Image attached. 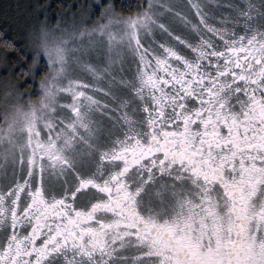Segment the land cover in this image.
I'll list each match as a JSON object with an SVG mask.
<instances>
[{
    "label": "snow or ice",
    "instance_id": "snow-or-ice-1",
    "mask_svg": "<svg viewBox=\"0 0 264 264\" xmlns=\"http://www.w3.org/2000/svg\"><path fill=\"white\" fill-rule=\"evenodd\" d=\"M217 6L219 27L199 3L192 23L105 0L86 31L41 29L38 99L0 110V264H264V0Z\"/></svg>",
    "mask_w": 264,
    "mask_h": 264
},
{
    "label": "rangeland",
    "instance_id": "rangeland-1",
    "mask_svg": "<svg viewBox=\"0 0 264 264\" xmlns=\"http://www.w3.org/2000/svg\"><path fill=\"white\" fill-rule=\"evenodd\" d=\"M34 10L32 11V25L35 27V48L36 41L39 36L41 29H46L47 31L60 35L67 31L71 34L73 31L79 33L80 31H86L91 28L96 22L101 18L100 8L104 6L105 0H62L61 2L66 3L64 8H60L58 11L50 14L48 12L47 5L45 7L40 5L42 0H34ZM53 0H47L46 3H50ZM110 2L113 4L112 0ZM156 4L164 5L167 4L170 8L175 9L176 12H181L186 15L192 23L197 22V17L195 16V10L191 8L192 3H199L202 5V11L208 14L209 23H214L217 27L220 26L219 22L215 17H219L221 20L224 18V14L228 13L230 16H234V10L228 9L226 7H218L217 5H225L228 3L239 5L244 7L245 0H155ZM254 3H259V0H253ZM164 11L163 8L159 9ZM117 12H119L116 9ZM133 15V14H132ZM173 14L171 12H164L163 20L170 23V28L175 35H180L182 39H187L189 42L195 41V33L191 31L190 26L182 25L172 19ZM207 38V37H206ZM93 40L97 43L94 46L95 50H90L88 56L85 60L86 63H91L93 65L102 66L105 63V44L100 41V38L93 36ZM156 39L160 40L159 34L156 35ZM160 42H164L160 40ZM76 45H88L89 38L85 36L82 40L74 39L72 41ZM71 46V44H70ZM178 50L184 54L189 55L187 49L182 46ZM187 52V53H185ZM123 58L125 61V70L128 73V78H130L131 69L134 65L131 63V57L127 52L123 53ZM42 62H38L36 67L43 65V70L41 71V80L35 83L37 87L35 90L27 88H19L18 85H11L7 88L6 94L4 96L3 108L6 104L14 102L19 96L23 100L31 99L34 102L38 99L39 93L41 91L40 84L41 81L49 74L46 69V58H41ZM69 72L73 79H80L84 81L85 84H92L98 82L101 87L105 86L103 81H94L90 73L83 69L80 65L71 63L69 66ZM36 82V81H35ZM98 99H102L99 93H96ZM62 102H70L65 98Z\"/></svg>",
    "mask_w": 264,
    "mask_h": 264
},
{
    "label": "trees",
    "instance_id": "trees-1",
    "mask_svg": "<svg viewBox=\"0 0 264 264\" xmlns=\"http://www.w3.org/2000/svg\"><path fill=\"white\" fill-rule=\"evenodd\" d=\"M40 5H47L50 14L64 8L62 0H53ZM116 9L124 15H132L140 10L139 5L144 0H112ZM34 0H0V110L3 109L4 96L7 88L18 85L19 88L35 90L43 65L36 67L32 57L35 50V27L32 25L31 11L34 10ZM7 39L14 45L6 49L3 41ZM7 53V55H5ZM42 62V59L39 60ZM29 69H34L30 72ZM36 81V82H35ZM39 85V83H38Z\"/></svg>",
    "mask_w": 264,
    "mask_h": 264
},
{
    "label": "flooded vegetation",
    "instance_id": "flooded-vegetation-1",
    "mask_svg": "<svg viewBox=\"0 0 264 264\" xmlns=\"http://www.w3.org/2000/svg\"><path fill=\"white\" fill-rule=\"evenodd\" d=\"M185 53H187V52H185ZM22 199H23V194H22ZM77 202H78V203H81V201H80L79 199L77 200Z\"/></svg>",
    "mask_w": 264,
    "mask_h": 264
}]
</instances>
